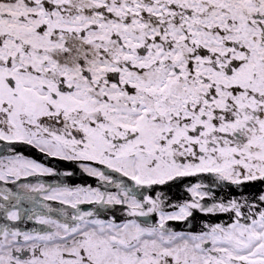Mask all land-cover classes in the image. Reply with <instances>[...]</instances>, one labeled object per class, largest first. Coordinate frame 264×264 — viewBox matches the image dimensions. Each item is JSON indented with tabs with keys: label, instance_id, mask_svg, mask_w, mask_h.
<instances>
[{
	"label": "snow or ice",
	"instance_id": "snow-or-ice-1",
	"mask_svg": "<svg viewBox=\"0 0 264 264\" xmlns=\"http://www.w3.org/2000/svg\"><path fill=\"white\" fill-rule=\"evenodd\" d=\"M0 264H264V0H0Z\"/></svg>",
	"mask_w": 264,
	"mask_h": 264
}]
</instances>
